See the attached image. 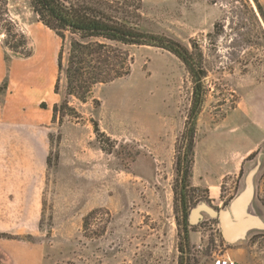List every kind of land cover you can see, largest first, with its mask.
Segmentation results:
<instances>
[{
    "label": "rangeland",
    "instance_id": "1",
    "mask_svg": "<svg viewBox=\"0 0 264 264\" xmlns=\"http://www.w3.org/2000/svg\"><path fill=\"white\" fill-rule=\"evenodd\" d=\"M140 1L141 29L195 51L206 73L187 175L193 83L181 60L112 44L129 73L69 94L64 69L76 37L48 31L32 0H0L2 45L24 57L30 36L52 41L63 68L25 124L0 125V245H40L41 264H212L243 246L264 264V230L228 243L207 214L185 222L201 202L226 208L258 161L252 205L264 220V0Z\"/></svg>",
    "mask_w": 264,
    "mask_h": 264
},
{
    "label": "trees",
    "instance_id": "2",
    "mask_svg": "<svg viewBox=\"0 0 264 264\" xmlns=\"http://www.w3.org/2000/svg\"><path fill=\"white\" fill-rule=\"evenodd\" d=\"M140 4V0H32L38 21L61 39L65 38L66 31L76 37L71 38L67 65L64 69L69 94H75L78 89L89 92L97 83H108L129 73L130 59L112 44L161 48L171 52L184 63L193 83L187 121L189 128L186 130L189 144L183 161L180 162V167L185 168L187 175L189 169L187 156L192 153L196 119L206 93L203 82L206 73L201 67V61L199 59L197 61L195 51L167 36L141 29L137 23ZM13 52L16 53L15 50ZM22 54L26 57L30 51ZM61 54L60 50L56 63L58 70L63 69ZM41 106L44 107L43 104ZM55 111L56 107L53 109V112ZM94 129L99 132L97 125ZM184 187L183 183L180 184L178 194L181 220L185 221Z\"/></svg>",
    "mask_w": 264,
    "mask_h": 264
},
{
    "label": "crops",
    "instance_id": "3",
    "mask_svg": "<svg viewBox=\"0 0 264 264\" xmlns=\"http://www.w3.org/2000/svg\"><path fill=\"white\" fill-rule=\"evenodd\" d=\"M47 36L50 39L51 35ZM30 38L33 45L32 54L20 57L11 54L2 45L0 35V125L25 124L26 115L33 114V110L40 104L39 98L50 92L54 72L57 71L56 50L51 46L52 41H49L48 47L44 43H39L40 39L36 38V41L33 36ZM29 76L33 77L32 83L35 84H27ZM47 83L50 85L44 92H41V84L46 86ZM28 119L34 122L33 115ZM0 246V259L8 264H41L42 262L40 245L30 246L10 242L2 243ZM229 256L238 263L241 261L244 264H256L254 254L243 246L232 249Z\"/></svg>",
    "mask_w": 264,
    "mask_h": 264
},
{
    "label": "water",
    "instance_id": "4",
    "mask_svg": "<svg viewBox=\"0 0 264 264\" xmlns=\"http://www.w3.org/2000/svg\"><path fill=\"white\" fill-rule=\"evenodd\" d=\"M259 161L246 175L244 187L237 193L223 210H216L205 202L199 203L191 209L188 222L196 224L201 218V213L219 219L223 238L228 243L242 241L252 231L264 230V220L258 215L252 205L254 196V176Z\"/></svg>",
    "mask_w": 264,
    "mask_h": 264
},
{
    "label": "built area",
    "instance_id": "5",
    "mask_svg": "<svg viewBox=\"0 0 264 264\" xmlns=\"http://www.w3.org/2000/svg\"><path fill=\"white\" fill-rule=\"evenodd\" d=\"M212 264H239L237 261L227 256L226 254L217 255Z\"/></svg>",
    "mask_w": 264,
    "mask_h": 264
},
{
    "label": "flooded vegetation",
    "instance_id": "6",
    "mask_svg": "<svg viewBox=\"0 0 264 264\" xmlns=\"http://www.w3.org/2000/svg\"><path fill=\"white\" fill-rule=\"evenodd\" d=\"M216 209V208H215ZM217 210V209H216ZM204 214H206V213H204ZM212 218V217H211ZM212 219H216V221H215V223H219V219L217 218V217H214V218H212ZM186 225H190L189 223H188V219L186 220ZM217 227H219L220 228V224H218L217 225Z\"/></svg>",
    "mask_w": 264,
    "mask_h": 264
}]
</instances>
